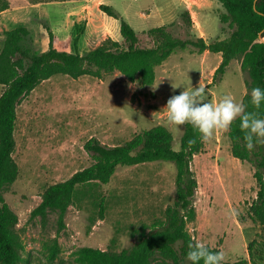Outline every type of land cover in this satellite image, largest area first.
Returning a JSON list of instances; mask_svg holds the SVG:
<instances>
[{
	"label": "rangeland",
	"instance_id": "rangeland-1",
	"mask_svg": "<svg viewBox=\"0 0 264 264\" xmlns=\"http://www.w3.org/2000/svg\"><path fill=\"white\" fill-rule=\"evenodd\" d=\"M7 1L9 8L0 13V49L4 32L16 26L29 31L22 48L31 52L47 50L48 30L54 34V46L66 52L82 54L106 38L120 41L119 19L108 17L99 9L101 4L139 34L164 25L177 33L186 23L184 11L190 18L187 30L206 43L231 32L228 24L220 22L225 10L215 0ZM239 60H231L213 84L220 54L198 53L188 46L155 68L150 86L130 82L116 71L101 78L56 75L23 97L16 109L12 154L19 173L3 193L17 218L13 229L20 241V264H83L78 260L81 249L120 252L161 223L175 190V168L165 161L117 167L107 184L78 187L62 229L56 212L35 217L31 212L47 186L93 162L83 148L90 138L115 145L162 125L172 134L177 150L184 125L168 123L167 100L200 82L206 86L207 102L215 104L223 95L242 102L251 93L252 80L248 70L239 69ZM3 89L0 85V94ZM228 132L217 131L192 158L195 217L186 229L191 238L223 251L222 264H264V225L249 215L257 192L254 168L232 156Z\"/></svg>",
	"mask_w": 264,
	"mask_h": 264
},
{
	"label": "trees",
	"instance_id": "trees-1",
	"mask_svg": "<svg viewBox=\"0 0 264 264\" xmlns=\"http://www.w3.org/2000/svg\"><path fill=\"white\" fill-rule=\"evenodd\" d=\"M57 1L61 0L45 2ZM215 1L225 10L220 15V22L228 24L231 32L224 39L208 43L187 30L190 27L187 11L182 13L186 23L180 24L177 33L171 25H164L139 34L110 7L102 4L99 6L101 11L108 17L119 19L121 40L106 38L82 54L58 50L53 43L54 34L48 29V48L43 52L22 48V42L29 38V31L24 26L4 32L0 49V85L4 87L0 94V264L22 262L20 241L13 229L17 218L5 202L3 193L19 173L12 157L17 106L43 81L56 75L72 79L83 76L101 78L106 72L116 71L130 82L150 86L155 81V68L175 51L192 46L198 53L220 54L221 61L214 72L213 84L224 75L230 61L240 57L239 69L249 71L251 89H264V0ZM8 8V1L0 0V13ZM242 102L248 111L255 110L251 105V95H245ZM256 111L264 118V103ZM239 125L237 119L228 132L231 153L234 158L247 161L254 168L257 192L249 206V215L253 221L264 225V146L257 144L252 151L247 150L244 132ZM192 139L196 140L195 144H189ZM83 148L93 162L68 179L47 186L31 217L54 211L62 229L64 214L78 187L92 183L107 184L117 167L170 162L175 168L174 200L165 208L163 221L128 249L113 252L84 248L79 251L78 260L83 264H191L186 259L188 243L192 239L186 225L195 217L197 181L190 164L193 156L203 149L198 131L186 123L177 150L173 148L172 134L162 125L141 130L129 140L115 145H105L90 138ZM208 248L219 252L217 248ZM238 264H245V261Z\"/></svg>",
	"mask_w": 264,
	"mask_h": 264
},
{
	"label": "clouds",
	"instance_id": "clouds-1",
	"mask_svg": "<svg viewBox=\"0 0 264 264\" xmlns=\"http://www.w3.org/2000/svg\"><path fill=\"white\" fill-rule=\"evenodd\" d=\"M175 88L173 86V89ZM250 95L254 111H248L243 102H237L230 95H223L213 104L207 102L206 86L199 82L198 86L192 87L191 90L172 95L164 110L170 125L191 124L200 134L201 142L210 141L219 130H229L233 122L239 119L240 129L244 132L245 147L252 151L257 144H264V118L256 111L264 103V89L254 87ZM195 143V139L189 141V144ZM186 259L191 264H199L200 261H203V264H222L225 254L223 251H210L206 244L193 237L188 243Z\"/></svg>",
	"mask_w": 264,
	"mask_h": 264
},
{
	"label": "crops",
	"instance_id": "crops-1",
	"mask_svg": "<svg viewBox=\"0 0 264 264\" xmlns=\"http://www.w3.org/2000/svg\"><path fill=\"white\" fill-rule=\"evenodd\" d=\"M85 0H81V1H78V2H84Z\"/></svg>",
	"mask_w": 264,
	"mask_h": 264
}]
</instances>
